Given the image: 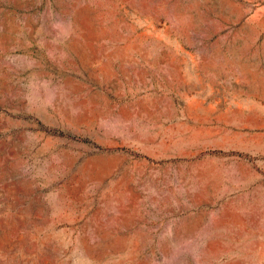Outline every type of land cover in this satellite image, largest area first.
<instances>
[{"label":"rangeland","instance_id":"rangeland-1","mask_svg":"<svg viewBox=\"0 0 264 264\" xmlns=\"http://www.w3.org/2000/svg\"><path fill=\"white\" fill-rule=\"evenodd\" d=\"M0 264H264V0H0Z\"/></svg>","mask_w":264,"mask_h":264}]
</instances>
